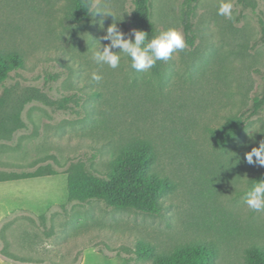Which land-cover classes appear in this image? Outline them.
Returning a JSON list of instances; mask_svg holds the SVG:
<instances>
[{
  "label": "rangeland",
  "instance_id": "obj_1",
  "mask_svg": "<svg viewBox=\"0 0 264 264\" xmlns=\"http://www.w3.org/2000/svg\"><path fill=\"white\" fill-rule=\"evenodd\" d=\"M219 2L194 3L192 42L188 0H150L157 34L176 27L186 48L145 73L127 57L117 69L92 59L113 17L75 22L74 0H0V54L23 60L0 83V264H151L138 240L158 252L214 242L216 264H240L247 247L264 246V212L245 203L264 178L245 159L264 140V109L250 116L264 89V0H232V19ZM97 4L115 10L127 38L134 0ZM233 122L240 135L217 145L209 128ZM142 141L177 186L160 213L69 202L70 174L104 176L116 152Z\"/></svg>",
  "mask_w": 264,
  "mask_h": 264
},
{
  "label": "trees",
  "instance_id": "obj_2",
  "mask_svg": "<svg viewBox=\"0 0 264 264\" xmlns=\"http://www.w3.org/2000/svg\"><path fill=\"white\" fill-rule=\"evenodd\" d=\"M196 1L188 0L189 9L183 22L186 37L191 41L194 38L192 12ZM86 6L87 0H74L72 18L75 22H83L89 17ZM130 25L133 29L147 32L148 39L157 34L152 20L150 0H134ZM22 63L23 60L17 53L0 54V83ZM60 106L65 107L64 102H61ZM262 109L264 89L260 95L254 97L250 116L258 115ZM209 131L216 144L224 147L240 135V122L225 123L209 128ZM156 160V153L149 142L128 145L113 155L108 174L99 176L91 171H76L70 174L69 202L98 200L115 209L158 214L164 198L172 194L177 186L168 176L159 175L154 171ZM137 256L150 261L151 264H216L219 249L214 242L193 241L166 252H158L154 244L138 240ZM240 264H264V246L253 244L247 247L244 251V261Z\"/></svg>",
  "mask_w": 264,
  "mask_h": 264
},
{
  "label": "clouds",
  "instance_id": "obj_3",
  "mask_svg": "<svg viewBox=\"0 0 264 264\" xmlns=\"http://www.w3.org/2000/svg\"><path fill=\"white\" fill-rule=\"evenodd\" d=\"M88 13L95 17L103 13L105 17H113V22L106 28L103 41H109L107 45L99 47L94 51L92 59L97 65H107L112 69H117L123 57L130 58V67L137 72H148L157 61H168L173 54L183 51L186 48L185 36L176 27H170L159 32L148 39V33L132 29L127 35L118 27L115 10H106L98 6L97 0H87ZM219 16L226 19L233 18L232 0H220L218 12ZM101 29H104V21H100ZM101 45V44H100ZM95 84L103 81V76L98 71H93L90 77ZM248 164L264 167V140H261L258 147H253L245 154ZM256 182L246 192L245 203L253 212H264V178L255 180Z\"/></svg>",
  "mask_w": 264,
  "mask_h": 264
}]
</instances>
